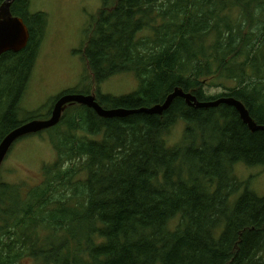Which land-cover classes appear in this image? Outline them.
I'll return each mask as SVG.
<instances>
[{
    "label": "trees",
    "instance_id": "16d2710c",
    "mask_svg": "<svg viewBox=\"0 0 264 264\" xmlns=\"http://www.w3.org/2000/svg\"><path fill=\"white\" fill-rule=\"evenodd\" d=\"M29 6H11L30 29L27 48L0 57V142L43 118H16L48 21ZM78 52L97 84L86 94L105 108L162 103L181 87L200 100L234 96L264 125V0H103ZM124 72L138 89L103 95L99 85ZM217 81L229 93L207 96ZM72 105L44 130L56 160L40 182L0 181V264H264V196L214 162L264 166V130H250L234 106L197 109L182 97L162 115L104 118ZM180 121L185 135L171 145Z\"/></svg>",
    "mask_w": 264,
    "mask_h": 264
},
{
    "label": "rangeland",
    "instance_id": "374dc122",
    "mask_svg": "<svg viewBox=\"0 0 264 264\" xmlns=\"http://www.w3.org/2000/svg\"><path fill=\"white\" fill-rule=\"evenodd\" d=\"M102 2L103 0H30L29 13H45L48 21L30 82L20 103L22 112L17 110L16 118H25L28 113L37 110L43 115L41 119L50 117L46 116L52 111L55 100L70 89H77L84 94L89 90L95 92L97 84L78 51L82 48L87 30L99 13ZM138 87L139 81L133 72L115 74L99 85L103 95L116 97L131 94ZM18 91L17 86L16 93ZM205 92L210 97L229 93L220 81L207 83ZM185 130L184 122L177 123L172 128L169 143L174 145L181 141ZM213 131L208 130L206 135L210 136ZM49 135V131H44L18 139L0 168V181L27 187L39 183L45 166L56 160V152ZM201 139L199 137L198 142ZM210 146L212 142L207 143L204 148ZM185 162L192 164L189 160ZM214 162H220L222 167L232 164L230 177L234 176L237 180L236 187L242 184V190L247 188L259 196H264V166L248 165L243 161L230 162L224 156L221 161ZM239 195L240 192L234 199ZM19 264L40 263L28 258Z\"/></svg>",
    "mask_w": 264,
    "mask_h": 264
},
{
    "label": "water",
    "instance_id": "95a60500",
    "mask_svg": "<svg viewBox=\"0 0 264 264\" xmlns=\"http://www.w3.org/2000/svg\"><path fill=\"white\" fill-rule=\"evenodd\" d=\"M14 0H6L0 6V57L9 51L20 52L27 48L31 33L25 20L11 11ZM177 97H182L187 104L194 108H214L222 104L234 106L242 121L250 130H264L252 117L250 110L240 99L225 95L211 100H200L192 92H186L181 87H175L162 103L138 108L113 107L105 108L97 99L95 93H66L60 95L54 102L50 117L46 119H32L11 130L0 142V168L9 154L14 143L29 134H38L44 130L57 126L69 105L82 104L92 108L99 116L104 118L127 117L138 113L162 115L168 110Z\"/></svg>",
    "mask_w": 264,
    "mask_h": 264
}]
</instances>
